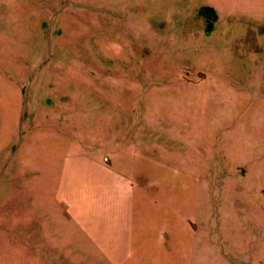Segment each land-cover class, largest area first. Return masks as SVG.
Listing matches in <instances>:
<instances>
[{
    "label": "rangeland",
    "instance_id": "1",
    "mask_svg": "<svg viewBox=\"0 0 264 264\" xmlns=\"http://www.w3.org/2000/svg\"><path fill=\"white\" fill-rule=\"evenodd\" d=\"M0 264H264V0H0Z\"/></svg>",
    "mask_w": 264,
    "mask_h": 264
},
{
    "label": "trees",
    "instance_id": "2",
    "mask_svg": "<svg viewBox=\"0 0 264 264\" xmlns=\"http://www.w3.org/2000/svg\"><path fill=\"white\" fill-rule=\"evenodd\" d=\"M200 13L209 17L210 19L209 29H212L214 25L213 22L216 21L218 18V13L216 9L212 6H205L201 9Z\"/></svg>",
    "mask_w": 264,
    "mask_h": 264
},
{
    "label": "crops",
    "instance_id": "3",
    "mask_svg": "<svg viewBox=\"0 0 264 264\" xmlns=\"http://www.w3.org/2000/svg\"><path fill=\"white\" fill-rule=\"evenodd\" d=\"M96 164L97 165H100L101 167H103V169H106L107 167H106V165L104 164V163H102L101 161H96ZM48 249H52L51 251H53L54 249H56L57 251H59L60 250V248L59 247H53V246H51V247H49L48 246Z\"/></svg>",
    "mask_w": 264,
    "mask_h": 264
}]
</instances>
